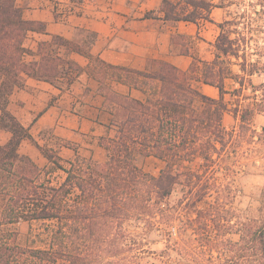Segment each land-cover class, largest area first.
I'll return each instance as SVG.
<instances>
[{
	"label": "trees",
	"instance_id": "1",
	"mask_svg": "<svg viewBox=\"0 0 264 264\" xmlns=\"http://www.w3.org/2000/svg\"><path fill=\"white\" fill-rule=\"evenodd\" d=\"M257 1L255 13L264 16V0ZM234 4L162 0L160 13L168 22L198 24L211 21L214 8ZM218 28L212 61L194 58L187 71L166 62L139 71L91 55L95 35L82 45L49 36L45 23L24 18L16 0H0V129L11 133L0 145V228L40 222L47 232L44 247H30L18 243L15 231L0 229V264H264V218L233 221L239 172L230 163L242 145L264 140V127L258 132L252 124L254 115H264V79L252 81L264 77V26L243 13ZM31 33L44 35L36 52L26 45ZM71 53L89 60L86 72L100 83L112 115L114 136L99 139L104 162L82 156L70 142L61 147L75 155L64 160L58 149L39 145L8 110L26 77L56 86L82 73ZM108 80L147 98L120 94ZM229 80L238 85L231 92ZM195 83L215 87L219 97L203 94ZM249 88L252 96L245 93ZM227 94L235 98L232 112L239 120L231 130L223 125ZM24 140L35 144L46 167L20 152ZM138 155L163 161L159 175L144 172ZM198 159L199 169H192ZM55 172L64 174L59 183L51 177ZM155 242L165 248L151 252L147 246Z\"/></svg>",
	"mask_w": 264,
	"mask_h": 264
},
{
	"label": "crops",
	"instance_id": "2",
	"mask_svg": "<svg viewBox=\"0 0 264 264\" xmlns=\"http://www.w3.org/2000/svg\"><path fill=\"white\" fill-rule=\"evenodd\" d=\"M161 2L162 0H16L23 10L24 18L45 23L49 36H61L82 45L89 35H95L91 55L111 65L152 71L158 63L166 62L181 71H187L194 58L212 61L215 52L205 55L202 46L209 45L215 50L214 44L218 36L212 27L227 20L224 18L225 8H214L211 21H201L198 24L184 21L172 23L163 19L160 13ZM150 12L156 18L145 16ZM42 37L44 35L31 33L29 38H34V45L27 47L36 52L38 41ZM198 43L200 48H197ZM69 58L84 71L60 78L56 86L26 77L25 86L16 89L11 95L8 110L29 129L32 138L39 145L48 144V132L62 142L76 145L81 154L79 143L83 138L93 136L99 140L109 131H115L111 127L112 115L106 110L104 97L99 93L100 83L86 72L89 60L77 53H71ZM107 85L120 94L141 101L147 98L143 91L112 80H108ZM196 87L211 98L219 97L215 87L202 83H197ZM10 138L9 131L0 129V145L6 144ZM27 142L34 146V149L29 147L32 154L38 158L39 155L42 156L30 140H24L20 148ZM68 150L73 152L74 157V151ZM22 154L34 160L30 154ZM59 154L62 157L61 150ZM42 158L45 159L43 156Z\"/></svg>",
	"mask_w": 264,
	"mask_h": 264
},
{
	"label": "rangeland",
	"instance_id": "3",
	"mask_svg": "<svg viewBox=\"0 0 264 264\" xmlns=\"http://www.w3.org/2000/svg\"><path fill=\"white\" fill-rule=\"evenodd\" d=\"M234 5H229L228 8L224 9V18L231 19L234 17H240V14L248 13L253 19L257 20L259 25L264 26V16L260 13H255L256 11H260L261 7L258 4L257 0H250L251 4L249 5V0H233ZM217 4L220 0H214ZM225 18V19H226ZM241 21H244L243 19ZM213 31H216L215 35L218 36L219 28L218 26L212 27ZM214 35V36H215ZM216 36V37H217ZM234 37V36H233ZM43 38V37H42ZM197 43V42H196ZM26 45L33 46L34 38H29L26 41ZM199 43H198V47ZM203 52L205 55H210V52H215L214 49H211L209 45L202 46ZM256 58V57H254ZM264 77L254 76L252 78L253 84L258 85L262 82ZM197 83H195L196 86ZM235 88H238L232 81L227 82V89L231 92ZM247 95H253L252 90L249 88L245 91ZM235 98L231 94L226 95V101L229 103V110L225 113L223 117V125L231 130L233 128H237L239 124L238 118L233 114L232 110L234 108L233 100ZM252 102V98L248 101ZM106 110L107 107H106ZM109 111V110H108ZM110 112V111H109ZM111 113V112H110ZM252 124L254 129L258 132H261L264 127V115H254L252 119ZM110 130V129H109ZM115 132L106 133L104 136L113 137ZM52 135V136H51ZM47 137H49L48 146L51 148H56L61 150V155L65 159H73V152L68 149H63L61 145L63 142L53 134L47 132ZM99 140H97L93 136H88V138H83L81 143H79V151L82 155L86 157H90L95 161L104 162L107 159V151L104 148H100ZM34 149L32 143L27 142L23 144L20 148L22 153L30 154L34 160L41 166L46 167V160L39 155L35 156L30 152V149ZM38 153V152H36ZM38 155V154H37ZM41 157V158H40ZM202 162L198 159L194 161L192 164V169H199V166ZM233 167L239 172L234 180L235 186L238 189V196L234 203V209L236 212V217L234 218V223H242L245 220L252 219H263L264 218V140L260 143H253L251 145L244 144L241 148L238 149V154L232 161L230 162ZM137 164L138 166L147 173L152 175H159L160 171L164 167V162L155 158V157H145L143 155L137 156ZM54 179V182L59 183L64 178V174L62 172H55L51 175ZM2 230H12L17 233L18 243L23 246L30 247H44L47 243V232L45 230V226L40 222H20L15 225L6 226L0 228ZM234 242L239 241L238 234L229 235ZM165 248L164 244L160 242L152 243L150 246H147L151 252H159Z\"/></svg>",
	"mask_w": 264,
	"mask_h": 264
}]
</instances>
